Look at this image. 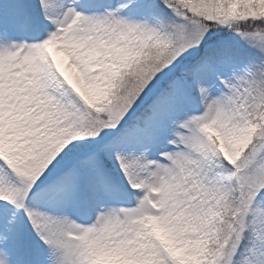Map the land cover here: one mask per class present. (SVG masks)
<instances>
[{"label":"snow or ice","instance_id":"obj_1","mask_svg":"<svg viewBox=\"0 0 264 264\" xmlns=\"http://www.w3.org/2000/svg\"><path fill=\"white\" fill-rule=\"evenodd\" d=\"M0 264H264V0H0Z\"/></svg>","mask_w":264,"mask_h":264}]
</instances>
